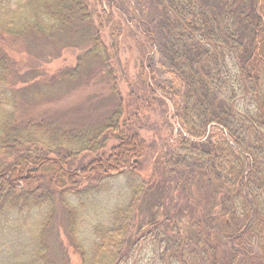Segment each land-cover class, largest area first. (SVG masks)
Segmentation results:
<instances>
[{"label": "trees", "instance_id": "16d2710c", "mask_svg": "<svg viewBox=\"0 0 264 264\" xmlns=\"http://www.w3.org/2000/svg\"><path fill=\"white\" fill-rule=\"evenodd\" d=\"M148 1L99 0L112 15V10L117 12L114 19L123 28L119 38L128 37L137 42L144 98L148 99L149 107L157 101L165 107L163 125L168 123L172 128L168 138L180 132L177 150L158 145L165 141L167 145L168 138L163 136L162 128H157V123L155 126L150 123L151 118L146 117L143 127L137 121L128 125L131 119L124 116L131 113L134 103H129L130 110H127L121 100L113 115L106 118L103 128H94L93 147L87 145L84 137L82 143L70 142L71 132L66 125L59 126L39 117L33 123L17 122L12 113L1 111L5 97L7 103L13 102L10 90L3 88L13 67L0 52V147L8 157L0 158V231L3 232L0 239L5 237L0 241L2 264H57L47 232L59 205L68 219L65 229L82 250L84 244L78 237L83 219L80 215L84 217L90 211L87 203L92 201L90 197L104 192L106 181L116 175L124 178L122 188L131 190V201L124 212L115 211L108 228H97L94 234L97 241L82 250L83 264H120L125 260L135 241V237H129V225L136 222L134 215L138 217L139 196L149 190L157 193V201L155 197L149 203L151 216L142 220L134 234L147 231L160 245L166 243L162 257L169 258L165 259L167 264H184L187 247L191 256L200 248L199 262L193 264H217V253L223 259L230 255L228 264H242L245 257L233 246L242 250L254 236L258 245L264 247V211L254 201L246 200L261 194L260 199L264 201V140L261 139L264 99L257 111L248 114L247 121L244 116L238 119L234 114L235 94L226 91H248L253 93L254 100H259L257 93L264 86L262 0H216L214 3L212 0H151L157 17L150 15L145 7ZM16 4V0H0V28L10 33L21 23L27 29L33 26L38 31L63 33L71 21L87 23L92 19L89 0H27L14 9ZM19 8L23 11L17 12ZM130 11L134 14L130 15ZM99 38L100 35L96 41ZM106 50L103 45L101 52L109 62ZM230 64L234 65L235 72L229 68ZM71 74L66 78L76 79ZM111 77L116 84V78ZM171 118L176 120V126ZM33 127L40 128L39 138L29 135ZM142 129L154 132L157 140L149 144L140 134ZM111 130L120 143L105 154L110 138L104 136ZM248 133L252 138L247 142ZM32 142L49 153L61 146L71 149L68 145L71 144L75 147V158L91 153L97 159L76 169L67 164L69 156L57 155L55 161L47 157L35 159L33 155L40 156L41 151L37 154L32 149L29 153L15 152L20 144ZM148 155L151 169L145 167ZM246 157L252 160L247 163ZM38 162L40 170L32 166ZM151 171L155 172L158 185H153L155 178ZM44 176L48 178L45 186L41 184ZM79 180L90 183L78 191H71L65 185H74ZM198 181L202 182V190L219 191L222 212H215L217 191L210 195L211 200L205 194L196 195L194 188ZM245 188L248 189L246 198ZM238 208L244 216L250 211L255 213L251 224L240 219ZM190 217L192 226L188 227L184 223ZM162 219L164 223L156 225Z\"/></svg>", "mask_w": 264, "mask_h": 264}, {"label": "rangeland", "instance_id": "374dc122", "mask_svg": "<svg viewBox=\"0 0 264 264\" xmlns=\"http://www.w3.org/2000/svg\"><path fill=\"white\" fill-rule=\"evenodd\" d=\"M25 1L27 0H16L17 4L15 5L16 7L14 6V9L18 8L19 3L23 4ZM215 1L212 0V3ZM89 3L91 5L90 13L92 14V19L87 23L82 20L77 23L71 21L70 27L63 33L55 34L38 31L33 26H29L30 28L27 29L23 27L24 24L22 25V23L18 24L17 28L14 29L15 32L13 31L12 33L0 28V52L9 61L10 66L13 67L8 82H6L7 85L3 87L6 90H10L9 95H12L13 102L11 104L7 103L5 97L2 101L1 111L7 110L12 113L17 122L19 120L22 122L30 120L33 123L39 117V119H44L59 126L66 125L67 130L71 132L70 138L73 137L71 140L68 136L70 142L73 141V144H75L74 142L82 143V138L84 137L86 142H88L87 145L93 147L95 143L94 128H103L106 118L113 115V111H115L119 100H121L120 103L127 110H130L129 103H134V109L131 110V113L124 116L126 119H131L128 125L135 124V121H137L143 127L147 120L146 117H149L151 118L150 123L153 126L157 123V128H162L163 136L168 138V133L172 128L168 126V123H164L163 125L165 117L162 115V111L165 107L160 106L159 101L155 105L153 104L152 107H149L146 102L148 99L144 98V92L142 86H140L143 75L137 42L133 39L128 40V37L119 38V34L123 32V28L121 26L119 28V23L114 19L117 13L115 10H112V15L111 11L104 8L99 0H89ZM144 5L150 11V15L158 16L156 8H152L151 0ZM262 5L264 6V0H262ZM21 10L19 8L17 12ZM131 14L134 13L130 11ZM8 15L6 14L5 16ZM129 27L131 29L132 25L129 24ZM124 33L130 36L125 29ZM99 35L100 40L96 41ZM101 40L107 48L106 54L110 56L109 62L106 61L104 54L101 52V49L103 51ZM229 68L235 72L233 64H230ZM234 72L233 75L235 74ZM70 73L75 75L73 77L76 79H67ZM72 74L70 75L71 77ZM111 75L116 78V84L115 79ZM115 85L118 87V94H116ZM226 91L230 95L231 92L235 94L232 102L234 114L238 116V119L244 116L247 121L249 120L248 114L253 113V110L257 111L264 99V86L257 93L259 100H254L253 93L251 94L248 91L240 92L239 89ZM168 104L173 107V102L169 101ZM6 105H8L7 109H5ZM170 121L176 126V120L171 118ZM12 125L18 126V124L14 123ZM113 132L112 130L108 131L106 132L108 133L107 136H104L110 138L108 148L104 151L105 154L111 153L115 145L120 143L117 138H114ZM259 132L260 130H258L257 135L260 134ZM40 133V128L33 127L29 135L39 138ZM140 134L143 138L149 140V144L157 140L154 132H150L149 130L143 131L142 129L140 130ZM179 134L175 137H169L167 145L165 144L166 141L158 142V145H164L165 148L170 146L177 150ZM248 135L247 142L252 138L251 133H248ZM263 137L264 135L261 137L262 140H264ZM68 145L72 146V148L69 149L68 146H61L57 150H54L53 153H49V151L42 149L41 146L32 142L20 144V146L16 147L15 152L23 151L29 153L32 149L31 152L37 154L41 151V154L44 156L33 155L35 159L47 157L51 160L57 158V155H61V157L69 156L71 158L67 164L76 169H82L93 162L94 159H97V155H92L91 153H83L79 158H75V147L71 144ZM2 150L3 147L1 146L0 158L8 159V157H5L6 152ZM30 157H32V154ZM149 157L150 155H148V159L144 160L145 167L148 168H150L148 164L152 163ZM249 159L252 160L250 157L247 158V163H249ZM8 163L11 164L12 161L9 160ZM32 166L36 169L39 168V170L41 167L39 162ZM152 173V177L155 178V172ZM200 174L202 173L198 172V175ZM44 179L41 184L45 186L46 181L48 183L47 176H44ZM157 180L155 178L153 182L154 186L158 185L159 182ZM89 183V181L79 180L74 185H65L71 191L73 189H77L78 191L81 188L84 189ZM199 183L200 181L195 185V191L193 190L196 195L201 197L202 193L206 195L208 200H211L210 195L214 191H217L216 195L218 199L217 204H215V212H222V198L219 196V191L214 188H208V190H204L203 188L202 190L200 188L202 182ZM105 184L104 192L93 197L91 196L92 201L87 202L89 203L90 211L84 214L85 219L80 215V218L83 219L78 229V237L80 242L84 244L82 250L85 248L89 249V246H92L97 241V237H94L97 228H108L113 223L115 211L124 212L128 207L126 204L131 201V190L122 188L125 187L122 176H113ZM247 188H245L244 197L248 192ZM260 195L257 194L254 198L251 196L245 198L248 202L251 201L253 203L252 201H254L253 204L259 210L264 211V201L260 199ZM155 197L157 201V193L151 190L139 196L140 201L138 204H140V209L136 213L138 217L136 218L134 215L136 222L129 225L131 228L129 237L131 235L135 237L134 245L130 247L128 252L127 248L124 249L127 253L124 257L125 260L120 264L168 263V260L165 259L169 258L165 256V259H163L162 257V252L167 247L166 243L160 245L159 241L155 240L152 234L147 235V231L134 234L136 227H140L142 220L145 217L150 218V213L152 212L149 213V203ZM57 208L47 232V235H50L47 241L49 245L51 242L53 257L56 259L57 264H83L82 250L77 247L79 243H76V241L74 243L67 229H65L68 219L63 208L60 205ZM236 211L241 216L240 219L247 221L248 224L252 223L255 213L250 211L244 216L241 208L240 210L239 208L236 209ZM187 220L188 223L186 221L184 224H188L189 227L191 225V217ZM221 220L224 221L225 218L222 217ZM162 223H164L163 219L157 222L156 225L161 226ZM241 234L243 233L241 232ZM1 235H3L2 230L0 231ZM4 238L2 237L0 241ZM247 244L242 250L233 246L234 249H238L244 255L245 258L242 264H264V247L258 245L257 237L254 236ZM198 249L200 250V248ZM199 250L194 256H191L192 252L187 247L183 254L185 256L184 264L199 262L202 255ZM2 254L0 253V264L3 263L1 259ZM216 255L219 256L217 264H228L227 261L231 258L230 255H227L223 259L220 256L221 253H217Z\"/></svg>", "mask_w": 264, "mask_h": 264}]
</instances>
